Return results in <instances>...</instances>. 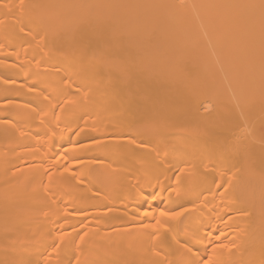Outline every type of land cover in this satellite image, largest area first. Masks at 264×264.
I'll list each match as a JSON object with an SVG mask.
<instances>
[{"label":"bare ground","instance_id":"1","mask_svg":"<svg viewBox=\"0 0 264 264\" xmlns=\"http://www.w3.org/2000/svg\"><path fill=\"white\" fill-rule=\"evenodd\" d=\"M0 264H264V0H0Z\"/></svg>","mask_w":264,"mask_h":264}]
</instances>
